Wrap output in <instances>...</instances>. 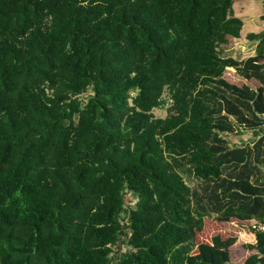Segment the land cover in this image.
I'll use <instances>...</instances> for the list:
<instances>
[{
    "label": "trees",
    "instance_id": "trees-1",
    "mask_svg": "<svg viewBox=\"0 0 264 264\" xmlns=\"http://www.w3.org/2000/svg\"><path fill=\"white\" fill-rule=\"evenodd\" d=\"M232 6L0 0V264H264V54L222 58ZM232 221L242 262L206 224Z\"/></svg>",
    "mask_w": 264,
    "mask_h": 264
},
{
    "label": "crops",
    "instance_id": "crops-1",
    "mask_svg": "<svg viewBox=\"0 0 264 264\" xmlns=\"http://www.w3.org/2000/svg\"><path fill=\"white\" fill-rule=\"evenodd\" d=\"M233 14L242 25L239 37L229 38L226 45L222 46V58H233L244 60L255 55L257 52L264 54V0H232ZM264 62V61H263ZM226 78L230 82L243 83L237 77L234 69H227ZM255 85V82H251ZM214 233L223 236H234L237 242L231 247V259L233 262H242V260L254 251L246 250L243 244H253L254 235L247 229L249 223H239L232 221L229 223H208ZM251 227H254L251 223Z\"/></svg>",
    "mask_w": 264,
    "mask_h": 264
},
{
    "label": "rangeland",
    "instance_id": "rangeland-1",
    "mask_svg": "<svg viewBox=\"0 0 264 264\" xmlns=\"http://www.w3.org/2000/svg\"><path fill=\"white\" fill-rule=\"evenodd\" d=\"M164 99H166V96H164ZM169 104H165L161 109H156L153 110V115L156 118H165L166 116V107H168ZM118 250L119 252H125L127 250V245H126V239L123 237L121 242L118 245ZM119 253H116L115 250H113V259L116 261L119 257Z\"/></svg>",
    "mask_w": 264,
    "mask_h": 264
},
{
    "label": "built area",
    "instance_id": "built-area-1",
    "mask_svg": "<svg viewBox=\"0 0 264 264\" xmlns=\"http://www.w3.org/2000/svg\"><path fill=\"white\" fill-rule=\"evenodd\" d=\"M259 230L264 231V226H260Z\"/></svg>",
    "mask_w": 264,
    "mask_h": 264
}]
</instances>
